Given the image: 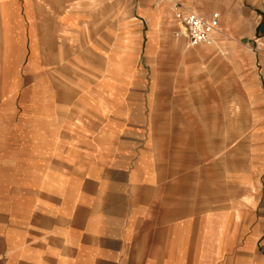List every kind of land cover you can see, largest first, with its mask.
I'll return each mask as SVG.
<instances>
[{
	"label": "crops",
	"instance_id": "obj_1",
	"mask_svg": "<svg viewBox=\"0 0 264 264\" xmlns=\"http://www.w3.org/2000/svg\"><path fill=\"white\" fill-rule=\"evenodd\" d=\"M78 3L116 12L111 52L127 65L142 18L158 27L172 12L184 29L176 6L219 13V30L264 48V0H0V264H264L263 194L206 211L203 195L189 199L188 174L174 176L187 165L146 146L119 77L62 82L76 71L61 61L76 58Z\"/></svg>",
	"mask_w": 264,
	"mask_h": 264
},
{
	"label": "rangeland",
	"instance_id": "obj_2",
	"mask_svg": "<svg viewBox=\"0 0 264 264\" xmlns=\"http://www.w3.org/2000/svg\"><path fill=\"white\" fill-rule=\"evenodd\" d=\"M77 7L76 58L61 61L76 71L62 82L97 84L119 77L129 89L126 110L141 115L146 146L158 147L161 156L169 149L177 167L187 165L174 176L188 174L190 200L203 195L206 211L254 207L264 195V48H251L223 28L213 42L189 46L174 36L170 12L158 27L151 22L149 28L142 18L139 57L127 65L126 55L111 52L116 12ZM124 18H133L132 9L126 8ZM96 19H109V25H94ZM104 31L108 43L101 42ZM118 61L124 74L111 75Z\"/></svg>",
	"mask_w": 264,
	"mask_h": 264
},
{
	"label": "built area",
	"instance_id": "obj_3",
	"mask_svg": "<svg viewBox=\"0 0 264 264\" xmlns=\"http://www.w3.org/2000/svg\"><path fill=\"white\" fill-rule=\"evenodd\" d=\"M219 13L206 17L193 11H183L175 7V18L184 29H177L175 36L184 37L190 46L211 43L215 40V33L219 30Z\"/></svg>",
	"mask_w": 264,
	"mask_h": 264
}]
</instances>
